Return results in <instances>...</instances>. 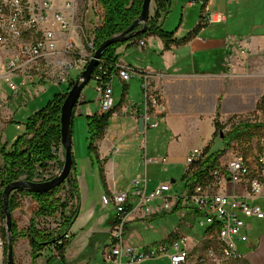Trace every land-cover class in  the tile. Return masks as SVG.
I'll return each mask as SVG.
<instances>
[{"label":"crops","instance_id":"0c3cea01","mask_svg":"<svg viewBox=\"0 0 264 264\" xmlns=\"http://www.w3.org/2000/svg\"><path fill=\"white\" fill-rule=\"evenodd\" d=\"M54 1L62 8L66 0ZM170 1L171 9L176 11L180 4L183 5L180 21L172 38L173 42L168 47L160 36L152 34L123 44L118 48V53H120L118 62L131 67L137 73L128 82L123 81L117 73L113 76L115 110L120 108L130 111V117L136 122V132H139V118L145 116L144 101L141 102L142 100L136 96V88L139 86L142 88L144 74L150 76V91L164 96V104L150 108V120L158 123L159 126L155 129H160L154 147L144 156L143 141L141 140V132H139L140 134L136 133L132 140L112 142V157H107V147L103 148L104 141H101L94 143L96 148L98 147L95 157L89 152L87 157L76 158V176L80 186V199L79 214L70 229L72 239L63 258L53 247L46 248L37 258L36 264H95V261H100L99 264H102L105 262V252L100 257V250L96 251V248L105 238L110 243L104 245L107 249L115 244L111 236L114 228L115 208L114 206L108 207L105 212L97 214L96 203L88 204L87 196L90 189L87 178L88 172L94 179L97 175L100 177L105 187V192L102 195L111 197L129 189L135 178L143 177L139 173L143 167L141 163L143 160L146 165L143 174L148 177V191L150 185L147 165L168 173L166 166L169 162L185 163L194 148L203 149L202 146L198 145L193 148H186L184 147L186 141L191 143L194 141L198 143L203 139L204 142L201 143L213 141L216 132V109H225L227 112L226 109H237L236 111L240 109L242 111L251 108V102L247 101V93L250 91L249 83L253 78L258 79L260 76H264V72H262L264 67V39L262 37L244 38V47L238 52L231 40L230 22L237 20L236 24H242L244 20L242 18L239 20L244 14L242 8L250 7L256 11L261 8L256 3L260 0L253 2L251 0H205V4H201L200 10L197 9V11L198 4L190 5L191 0ZM154 4L153 1V7ZM153 7L151 16L155 15V12L152 14ZM207 10L224 13L226 21L199 25L203 13ZM173 16L174 14L170 17ZM168 20V14L163 13L158 18V23L168 30ZM80 26L82 27V25ZM37 35V32L25 33L22 40H29L32 36L36 37ZM141 41L145 42V46L141 44ZM59 47H62V42H60ZM17 49L16 41H6V43L0 44V70ZM219 53L225 54L224 61L215 60ZM196 54L199 55V59H193L191 62L189 59ZM84 65L82 66L84 67ZM15 79L20 80L19 83L25 81L22 83L21 89L26 85L35 90L42 89L45 87L43 84L48 82L55 89V95L68 92V88L75 81L70 75V80L66 82L68 88L66 90L63 88V84L58 82V68L54 59L39 60L28 69L15 74L13 80L16 81ZM262 81L264 82V79ZM238 83L239 87L237 86ZM120 84H123V96L118 105L116 93ZM49 89L52 88L49 87ZM10 92H13L10 87V80L0 78V145L6 139L7 143H10L9 140H11V125L8 123V115L12 112L13 115L23 112V109H12L9 100ZM82 99H84L82 103L86 102L87 96H82ZM38 110L40 109H32L31 113L34 114ZM115 110L114 112H116ZM21 117L24 119L27 116L22 114ZM203 151H201L202 154ZM232 155L228 150L224 156L225 160L221 164V170L219 169L223 175L218 178L211 177L206 184L214 191L246 196V185L234 183L227 173V162ZM97 157H99L98 161L96 160ZM149 158L165 159V161L150 163L148 162ZM250 164L253 167L251 177L259 178L262 185L261 193L252 202H262L260 205L264 209V176L256 174L255 161H250ZM159 165L160 167H156ZM122 179L124 183L127 181L125 186L120 184ZM168 181L177 182L173 177L171 180L168 178L164 180V182ZM182 185L181 181V185H178L177 189L182 188ZM158 186L156 182L151 188L154 190ZM24 197L31 198L29 196ZM157 212L158 215L153 213L155 217L153 219L156 221L163 220L161 218L162 212L167 213L160 207H158ZM17 214L19 216L20 210ZM17 214L14 212L15 218H17ZM138 214L140 213H133L130 216V221L136 222L135 216ZM142 216L140 219L148 220L147 216ZM134 222L132 225L128 223V228L141 227L140 223ZM246 222L248 241L240 244V249L244 253V259L240 263L264 264V218L252 217L248 218ZM28 225L20 224L19 227L23 229ZM144 237L146 236L144 235ZM167 238L162 236L163 240H167ZM94 239L97 242L90 245V241L92 242ZM142 243V247L155 244L148 237L144 238ZM32 252L29 240L27 238L19 239L14 243L15 264H33ZM106 262L116 264L115 261ZM0 264H4L3 251L1 250Z\"/></svg>","mask_w":264,"mask_h":264},{"label":"built area","instance_id":"2783aa9c","mask_svg":"<svg viewBox=\"0 0 264 264\" xmlns=\"http://www.w3.org/2000/svg\"><path fill=\"white\" fill-rule=\"evenodd\" d=\"M196 4L204 5L205 0L190 1V5ZM225 21L224 13L207 10L203 13L199 25ZM82 29L78 21L77 4L74 0H66L62 8L54 0H0V44L6 43V32L12 33L17 40H21L20 43H17L18 49L2 65L0 78L10 80V87L17 95L25 81L17 84L13 80L15 74L28 69L41 59H54L58 68V82L69 81L70 70L87 64L94 54V48L89 39H86L89 47L86 50H84V45L79 47L73 39V33ZM33 32H37L38 35L32 36L29 40H22L25 33ZM60 42H62L61 48L59 47ZM141 44L145 46L144 41H141ZM97 71L95 75L93 74L92 79H95L99 93L100 114L114 112L113 76L117 73L123 81L128 82L137 72L120 62L116 64V72L112 75L107 74L103 65H99ZM149 77V74H144L142 82L145 130L155 129L159 126L157 122L150 120V108H156L165 103L162 94L150 91ZM83 101L84 99H81L78 103ZM52 153L56 158L64 159L62 143L59 147H54ZM201 154V149H194L187 157V164L190 166L199 159ZM164 161L165 159H148L150 163ZM255 163L256 174L264 176V157L258 158ZM226 170L234 183L246 185V196L214 191L206 183L196 184L191 192L184 191L167 196L166 193L170 192L172 188L171 181L160 184L148 194L147 175L135 178L129 189L115 196H103L104 204H113L116 210L111 234L115 244L105 251V261H115L116 264H143L146 260L167 257L170 264H236L243 260L244 253L240 249V244L248 241L246 220L252 217L264 218L263 207L252 202L261 193L262 185L259 178L251 177L253 167L250 161L242 155L233 154L227 162ZM57 173L51 174L49 171L40 170L34 180L47 181ZM210 174L214 178L223 175L219 169H213ZM156 198L164 199V208L167 210L177 203L194 209L197 226L202 232L200 239H207L213 244L196 251V247L192 245L191 239L187 235L171 238L168 242L150 246L147 249L127 242L126 226L130 216L140 210L150 214L152 210L149 203ZM130 203L134 207L129 212L127 205ZM71 238L70 232L64 235V240Z\"/></svg>","mask_w":264,"mask_h":264},{"label":"rangeland","instance_id":"374dc122","mask_svg":"<svg viewBox=\"0 0 264 264\" xmlns=\"http://www.w3.org/2000/svg\"><path fill=\"white\" fill-rule=\"evenodd\" d=\"M76 1L77 8H78V21L80 25L83 27V31H78L73 33V39L75 42H77V45L81 47L80 45H84V50L89 49L88 42L86 39H89L91 42L93 37V31L95 27L97 26L99 22V17L97 13L99 12L98 8L95 6L94 0H74ZM255 0H251L253 2ZM258 6H261L258 10H253L250 7L249 8H242V12H244L243 15L239 18V20L242 18L243 23L236 24L237 20H233L232 23L230 22V31H231V40L233 41V44L237 47V51L239 52L244 46H243V39L244 38H255V37H262L264 39V0L256 1ZM182 6L179 5V8L177 11L174 9H171L168 14V30L173 31L177 28L181 13H182ZM201 4L197 5V9L200 10ZM173 11V12H172ZM176 11V12H174ZM155 12V4L153 7V12ZM173 17H170L173 15ZM167 17V15H166ZM165 17V18H166ZM170 17V18H169ZM254 24L255 28H254ZM221 26V25H220ZM258 27V28H256ZM83 32V33H81ZM6 41H16L17 43H20L21 40H17V38L12 34L6 32ZM89 42V43H90ZM94 52V50H93ZM243 52V51H242ZM224 53H219L218 58L215 59L216 61H224ZM223 58V59H222ZM193 59H199V55L196 54L193 57H191L189 60ZM86 64L83 66H77L75 68H72L70 70L71 78L74 80L78 79V77L81 75L85 68ZM262 72H264V67L262 69ZM264 76H260L258 79L253 78L252 81L249 83V89L250 91L247 93V101L251 102V108L243 109L242 111L238 109H226L227 112H225V109H216V117L218 122L224 127L220 130V133H223L224 135L232 130L234 125H238L239 123H249L252 125H258L257 127L253 128L252 131L254 133V136L252 138L243 139L242 141H234L233 145L230 149H228L232 154L236 155H242L245 158L249 159L251 162L256 161L260 157H264V91H263V81ZM16 83L18 84L20 80L17 81L15 79ZM63 88L66 90L68 88V83L63 82ZM45 87L42 89L35 90L30 86H25L21 89H19L18 95H14V93L10 92L9 100L11 101L12 109H23V112H18L17 115H13V112L8 115V123L11 125L10 128V135L11 140H9L10 143H7V139L4 140L2 145H8L10 146L13 144V142L22 134H24L26 128L25 124L27 122V119L33 114L31 113L32 109H41L45 107L53 98L56 93L55 89L50 85L48 82L47 84H43ZM239 87V83L237 85ZM52 88L51 90L49 89ZM118 88V85H117ZM136 96L139 97L141 102L144 101V91L139 86L136 88ZM46 91V92H45ZM69 91V90H68ZM116 102L120 103V100L123 96V84H120L117 93H116ZM87 96V101L84 103H78L76 106V111L74 112L73 120H72V140H73V153L74 158H79L80 156L82 158L89 156L90 152V143L93 141L94 143H100L101 141H104L103 148H106L108 150L107 157L113 156V151L111 144L112 142H116L117 140L126 141V140H132L136 133V122L135 119L130 117V111L128 109H116L113 112L107 120V123L105 124L104 128L99 130L96 128V130H92L90 126V117L94 116L96 114H100V105L98 102L99 93L96 88V81L95 79H91V81L85 86L82 96ZM81 96V99H82ZM250 96V97H249ZM259 96V97H256ZM249 97V98H248ZM80 99V101H81ZM249 99V100H248ZM79 101V102H80ZM223 107V106H222ZM81 109V111H80ZM25 114L27 117L22 119L21 115ZM226 117H228L226 119ZM160 129H148L145 130L143 133H139L141 135V140L143 141V153H148V151H151L152 148L155 145L156 138L158 136ZM204 142V139L202 141H194V143L190 141H186V148H193L195 145L202 146L204 150L208 149L209 152H219L223 151L225 149V145L223 142V139L221 136L214 137L213 141H206ZM98 148V147H97ZM196 149V148H194ZM193 149V150H194ZM200 149V148H199ZM203 149L201 151H203ZM191 151V153L193 152ZM162 152V151H161ZM190 153V154H191ZM226 155V153H225ZM223 155L220 159L219 164L213 168V169H220L221 170V164L225 160ZM93 157L95 155L93 154ZM60 161V162H59ZM61 161L64 162V159L61 157H57L54 160H52L49 164V168L47 171L49 173L53 174L55 172H59L62 167H60ZM142 166L140 176H144L143 170H146V165L141 160ZM144 163V164H143ZM156 167H160L156 166ZM147 168L149 169V185L150 189L148 190V194H150L153 189L151 186L153 184L158 183V185L161 184V182H164L165 179L171 180V177L175 178L177 180L176 183H172L171 191L166 193L167 196H172L176 193L178 190V185H181L182 178L186 171L189 168V165L187 162L185 163H168V173L164 171H160L157 168L151 167V165H147ZM212 169L209 171V175ZM88 183H89V192L87 199L88 204L96 203V211L97 214H101V212H105L108 207H113V204L105 205L103 202V195L102 193L105 192V187L103 185L102 180L97 175L95 179L92 177V175L88 172ZM211 178V177H210ZM130 179V178H129ZM128 179V180H129ZM163 180V181H162ZM100 181V182H98ZM215 181V180H214ZM98 182V183H97ZM121 185L125 186L127 184V181L121 180ZM101 188V189H100ZM100 189V190H99ZM60 195L65 196V193L62 192ZM20 200V206L16 208L14 212H18L20 210V214L18 216L17 214V222L18 224L22 225H28L29 219L32 217V209L35 206V203L32 202L31 198H26L24 196L19 197ZM76 199H74L71 204H73V207L76 206ZM257 204H262L259 201ZM177 204H174L171 209H165L164 208V199L163 198H156L152 202L149 203V207L151 208L152 212L150 214H147L143 210L138 211V215L135 217V221L131 220L129 218V224L132 225V222L134 223H140L141 227H131L127 229L126 231V241L129 243H133L136 245H139L142 247V242L144 238H149L150 241L155 242L153 245L160 244L165 242V240L162 239V236L165 238L171 239L176 236L180 235H187L190 237L192 245H194L196 248L195 250L199 251L201 248H206L209 244H213L212 242L206 240H201V229L197 226V223L195 221L196 214L194 211L188 207L185 206V208H181L180 211H174V207ZM107 206V207H106ZM262 206V205H261ZM160 207L161 209L165 210L167 213H163L161 215V218L163 220L156 221L153 219V213H158L157 209ZM116 212V210H115ZM14 217V213H12ZM147 216L148 220L146 219H140V216ZM158 215V214H157ZM142 216V217H143ZM155 218V217H154ZM160 218V219H161ZM28 221V223H26ZM39 226L46 229H55L57 228L60 223L59 216L56 217H42L38 219ZM3 226V218L1 217L0 213V250L3 251L4 256V264H6V257H7V251L5 250V247L3 246L5 239L1 232V227ZM163 232V234H162ZM144 235L146 237H144ZM162 239V240H161ZM161 240V241H160ZM166 240V241H167ZM160 241V242H159ZM97 240L94 239V241H90V245L96 243ZM108 242V243H107ZM158 242V243H156ZM109 245V240L107 238L103 239L99 243V247L96 248V251L100 250V257L101 255L107 250V247H104V245ZM151 245H149L150 247ZM199 246V248H197ZM144 247V246H143ZM100 248V249H99ZM100 261H95V264H99ZM105 261L102 264H106ZM110 264V263H107ZM143 264H170V260L167 257H158L150 260H146ZM236 264H243L238 262Z\"/></svg>","mask_w":264,"mask_h":264},{"label":"trees","instance_id":"16d2710c","mask_svg":"<svg viewBox=\"0 0 264 264\" xmlns=\"http://www.w3.org/2000/svg\"><path fill=\"white\" fill-rule=\"evenodd\" d=\"M98 8L97 13L99 22L93 31L91 41L94 50L97 49L105 40L124 32L141 14L144 0H94ZM155 15L150 17L149 27L146 32L124 42H117L108 46L99 61L103 65L107 74L112 75L116 72V64L119 61L120 53L118 48L127 42L142 39L146 36L156 34L160 36L169 47L173 42L172 38L177 30H166L158 23V18L164 13L169 14L171 10L170 0H154ZM140 27H136L139 29ZM95 68L94 75L98 72ZM106 78V76H104ZM107 79V78H106ZM74 81L72 82V84ZM71 84V86H72ZM68 88V90L71 88ZM68 92L56 94L54 98L43 108L32 114L25 124V132L20 135L10 146L0 145V213L3 218L1 227L2 235L5 239L3 246L7 251V229L5 225V212L3 206V192L5 187L19 179L33 181L40 170L47 171L49 164L56 156L52 153L54 147L61 145V107ZM96 114L90 117V126L92 130L103 129L107 123L108 117L112 114ZM74 116V113H73ZM73 120V119H72ZM216 132L214 137L221 136L222 125L215 120ZM258 125L249 123H239L234 125L232 130L227 132L223 139L225 149L219 152H209L208 149L197 161L192 163L182 178L183 187L179 188L178 193L184 191L191 192L196 184L207 183L210 179L209 171L213 170L221 157L231 148L234 141L252 138L253 128ZM90 153L97 154V148L92 141L90 143ZM99 160V157L96 158ZM60 162V161H59ZM64 164L60 163V167ZM211 170V171H212ZM211 173V172H210ZM62 192L65 196L60 195ZM20 196H29L35 206L32 209V217L26 228L20 229L18 222L13 217V240L14 243L21 238H27L32 247L33 264H36L37 258L46 248L53 247L63 258L70 240H64V235L70 232L79 214L80 186L76 176V163L74 158L73 169L67 180L52 191L46 193H32L23 189L13 191L10 195L9 205L12 213L20 206ZM76 199V206L71 202ZM133 204H128V211H132ZM185 208L181 203H177L174 211L178 212ZM189 208V207H188ZM192 209V208H190ZM196 214V211L192 209ZM59 216L60 223L55 229H46L39 226L38 219L42 217ZM197 223V219H195ZM129 223V222H128ZM128 224L126 226V231ZM72 236V234H71ZM178 237V236H176ZM173 237V238H176ZM170 240V239H168ZM168 240L165 242H168ZM61 241V242H60ZM159 244V243H158ZM151 245V246H157ZM149 247V246H147ZM147 247H144L147 249Z\"/></svg>","mask_w":264,"mask_h":264},{"label":"water","instance_id":"95a60500","mask_svg":"<svg viewBox=\"0 0 264 264\" xmlns=\"http://www.w3.org/2000/svg\"><path fill=\"white\" fill-rule=\"evenodd\" d=\"M154 0H144L142 11L139 17L122 33L114 35L105 40L97 49L94 50L92 58L86 64L81 75L74 81L69 89L61 107V143L64 148V164L59 172L47 181H30L19 179L8 184L3 192V206L5 212V225L7 229V257L6 264H15L14 240H13V215L9 205L10 195L16 190H26L32 193H46L63 184L72 172L74 164L73 140H72V119L77 103L80 101L85 86L93 78L95 68L98 66L103 56L104 50L117 42L128 41L144 32L149 27V20ZM140 27L136 29V27ZM138 131H145V118H139ZM221 137L223 133L221 132Z\"/></svg>","mask_w":264,"mask_h":264}]
</instances>
